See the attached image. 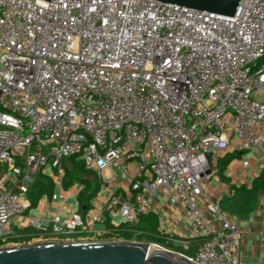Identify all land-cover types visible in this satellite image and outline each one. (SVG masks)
I'll list each match as a JSON object with an SVG mask.
<instances>
[{"label": "built area", "instance_id": "1", "mask_svg": "<svg viewBox=\"0 0 264 264\" xmlns=\"http://www.w3.org/2000/svg\"><path fill=\"white\" fill-rule=\"evenodd\" d=\"M229 149L244 168L264 158V0H241L234 16L162 0H0V248L34 243L14 222L41 175L60 200L77 156L101 192L116 187L92 211L32 217L45 241L108 221L104 239L138 237L165 194L203 241L192 254L152 245L191 264H242L240 227L205 188Z\"/></svg>", "mask_w": 264, "mask_h": 264}, {"label": "crops", "instance_id": "2", "mask_svg": "<svg viewBox=\"0 0 264 264\" xmlns=\"http://www.w3.org/2000/svg\"><path fill=\"white\" fill-rule=\"evenodd\" d=\"M242 156V154L234 152L232 149L223 152V157L214 162L215 172L205 183V188L215 193L225 213L240 227L242 233L240 240L242 264H264V158L258 153L252 159L251 165L244 168L241 162ZM6 169H8V163L0 162V181L3 179ZM73 186L66 188L58 201H54L52 195H44L25 217L15 220L14 230L21 237L20 240L32 239L34 243L45 241L30 225L32 217H43L49 220L58 210L64 215L71 214L75 209H79L81 212L84 211L78 198L79 193L84 188L80 190L77 185L73 189ZM115 187L116 185L112 186L108 193L99 191L92 200V207L89 211H92L96 204L107 202ZM243 187L248 190L243 191ZM253 187L256 190L253 191ZM117 193L129 195V192L127 190L123 191V189H119ZM134 200L135 198L132 199V201ZM150 210L157 216L158 229L162 238L172 232L178 240H181L177 243L166 241L163 244H167L173 249H175L173 246H178V248L186 250L181 242L184 244L189 243L193 250H196L197 247L194 245L197 242L193 241L181 206L171 205L168 202L167 195L163 194L159 197V200L152 202ZM112 215L111 217L116 223L121 222L118 215ZM112 227L113 223L111 221L96 223L85 234V237H80L78 240L99 241L104 237L113 236V234H103ZM121 227H127V224H123ZM100 233H102V236L99 235ZM137 239H139V236ZM184 250L177 249V251L190 254L189 251Z\"/></svg>", "mask_w": 264, "mask_h": 264}, {"label": "water", "instance_id": "3", "mask_svg": "<svg viewBox=\"0 0 264 264\" xmlns=\"http://www.w3.org/2000/svg\"><path fill=\"white\" fill-rule=\"evenodd\" d=\"M234 16L241 0H162ZM134 240H47L0 248V264H191L181 254Z\"/></svg>", "mask_w": 264, "mask_h": 264}, {"label": "trees", "instance_id": "4", "mask_svg": "<svg viewBox=\"0 0 264 264\" xmlns=\"http://www.w3.org/2000/svg\"><path fill=\"white\" fill-rule=\"evenodd\" d=\"M68 163L69 164L65 166L66 174L64 177V185L66 188L73 186L77 182L85 185L84 189L79 193L78 198L84 209L83 213H86L92 207V200L100 191L101 180L96 172L87 170L83 161L78 159L77 156L70 157ZM242 189L243 191L248 190L246 187H243ZM252 190L254 191L256 188L253 187ZM53 191L54 182L52 178L41 175L30 191L32 207L36 206L44 195L51 196ZM158 225V219L155 213L150 212L149 214L141 215L140 223L136 226V229L143 231V234L139 236V240L165 243L166 238L161 237ZM120 236L129 240L134 237L131 232L125 231H122ZM193 241L197 243L199 242L200 244L203 240L201 238H193ZM197 243L194 246L198 247L199 244ZM185 251H189L190 254L195 252L191 246Z\"/></svg>", "mask_w": 264, "mask_h": 264}, {"label": "rangeland", "instance_id": "5", "mask_svg": "<svg viewBox=\"0 0 264 264\" xmlns=\"http://www.w3.org/2000/svg\"><path fill=\"white\" fill-rule=\"evenodd\" d=\"M79 184V182H77L76 184H75V186H73L72 188L73 189H75L76 187H77V185ZM113 239H115V240H121V238L119 239V237H116V236H114L113 238H111V239H102V240H113ZM100 240V239H99ZM123 240V239H122ZM133 240L134 241H146V240H139V239H137V237L136 238H133ZM40 242H42V241H40ZM12 243H16V242H12ZM12 243L11 242H5L4 244H2L3 246H8V245H12ZM155 243H158V242H155ZM165 245H167V244H165ZM153 247H158V246H156V245H152ZM152 247V248H153ZM176 250L177 249H181V250H184L183 248H178V246H173ZM154 249H157V248H154ZM185 251V250H184Z\"/></svg>", "mask_w": 264, "mask_h": 264}, {"label": "bare ground", "instance_id": "6", "mask_svg": "<svg viewBox=\"0 0 264 264\" xmlns=\"http://www.w3.org/2000/svg\"><path fill=\"white\" fill-rule=\"evenodd\" d=\"M153 247V246H152ZM154 248H159V247H153L152 249H151V252L153 251V250H155Z\"/></svg>", "mask_w": 264, "mask_h": 264}]
</instances>
